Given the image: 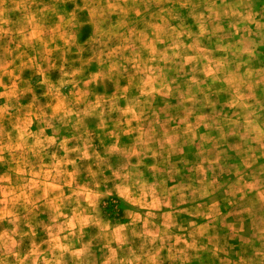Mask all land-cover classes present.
Masks as SVG:
<instances>
[{
  "label": "rangeland",
  "instance_id": "1",
  "mask_svg": "<svg viewBox=\"0 0 264 264\" xmlns=\"http://www.w3.org/2000/svg\"><path fill=\"white\" fill-rule=\"evenodd\" d=\"M0 264H264V0H0Z\"/></svg>",
  "mask_w": 264,
  "mask_h": 264
}]
</instances>
